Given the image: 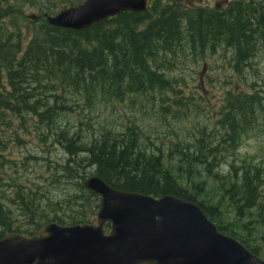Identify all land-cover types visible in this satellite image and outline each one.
<instances>
[{"label":"trees","instance_id":"16d2710c","mask_svg":"<svg viewBox=\"0 0 264 264\" xmlns=\"http://www.w3.org/2000/svg\"><path fill=\"white\" fill-rule=\"evenodd\" d=\"M19 13L16 7L1 6L0 20H12ZM45 13L51 14L48 9ZM27 22L38 27L31 31L24 50V42L20 44L16 40L21 30H17L15 40L11 41L7 29L2 30L0 26V124L11 127L9 118L4 122V116L9 115L21 123L26 118H35L36 126L47 127L45 132L41 131L42 142L50 139L67 155L58 170L54 168V172H50L52 168L48 166L52 182L65 181L72 186L73 192L51 203L52 217L39 215V205L28 208L41 197L37 193L18 189L9 204L0 195V239L9 233L32 236L49 222L60 226L91 223L99 199L81 185L88 172L117 190L155 198L171 195L194 203L221 233L237 239L260 257L247 238L221 223L217 206L205 204L177 183L158 150L153 153L142 148V137L130 125L123 134L106 130L93 139H85L68 128L56 130L54 124L62 117L79 113L75 111L79 99L73 104L68 101L74 93L80 95V101L91 105L94 100L121 101L125 95L154 99L164 96L157 94L169 91L176 99L173 104L177 103V97L182 100L181 90L175 88L177 81L170 73L174 61L179 60L177 52L184 48L196 53L224 44L234 49L237 69L248 60L256 43L264 38V0L237 1L225 14L183 10L177 5L158 11L150 8L138 14L122 13L81 31L54 28L42 18ZM159 102L157 105H161L162 100ZM258 110H263V106L262 97L256 92H226L220 118L224 132L217 145L209 144L203 151L200 145L188 154L181 146H174L170 155L177 154L187 168L194 167V163L205 165V171L211 174L210 169L223 162L218 148L223 145L236 148L240 134L255 124ZM3 162L7 163L0 160V167ZM244 169L238 178L239 184L225 189L239 216L252 208L261 210L258 199L264 197L261 192L264 169L258 166ZM9 186L17 188L13 184ZM13 209H18V213L27 211L26 223L30 228L23 231L14 226L19 219L14 218ZM22 215L25 217V213ZM258 222L264 225V215H259Z\"/></svg>","mask_w":264,"mask_h":264},{"label":"rangeland","instance_id":"374dc122","mask_svg":"<svg viewBox=\"0 0 264 264\" xmlns=\"http://www.w3.org/2000/svg\"><path fill=\"white\" fill-rule=\"evenodd\" d=\"M82 0H0V7L13 6L20 13L15 14L13 21L9 18L0 20L1 29L15 40L18 34L22 50L30 37L31 31L37 29V24L27 22V16L37 15L48 9L51 14L77 5ZM151 7L158 11L175 3L185 7H200L213 9L215 3L224 0H150ZM232 3L238 0H225ZM207 4V5H206ZM154 15V13H153ZM2 24V25H1ZM21 41H23L21 43ZM193 53L187 49L179 50L178 59L174 61L170 74L177 81L175 88L181 90L178 102L173 104L174 96L169 91L164 96L138 97L123 96L118 100H94L91 105L80 101V95L74 93L68 97L70 103L78 104L74 115L62 117L54 124L55 129H71V132L83 136L85 139L97 137L101 131L123 134L130 125L142 137L141 145L147 151H159L166 169L175 178L177 183L188 189L198 199L207 205L217 206L220 211L221 223L234 228L235 232L247 238L250 244L257 249L264 260V225H260L258 217L264 215V197L260 196V208L243 211L239 216L235 207L230 203L225 192L229 186L237 183L244 172V168L254 169L256 166L264 169V38L258 41L248 56V60L235 68V51L224 44H217ZM4 82H5V77ZM256 92L262 97L263 110L255 114V124L247 128L237 142L236 148L227 145L218 148V154L223 162L218 167L210 169L208 174L204 166L194 163V167L187 168L180 161L177 154L170 152L174 146H181L185 154L196 151L202 145L204 150L209 144H216L223 134L220 118L223 111V101L226 92ZM162 100L161 107L157 105ZM180 100V101H179ZM184 105H180V103ZM69 103V104H70ZM83 106V107H81ZM158 107L154 111L153 107ZM84 116L86 118H84ZM11 127L0 124V160H5L0 167V195L4 202L10 203L18 192L25 189L41 195L28 208L39 205V215L52 217L51 203L68 197L73 188L65 181L59 184L52 182L50 172L59 169L67 158L65 151L50 139L43 143L41 131L47 127L36 126L35 118L21 120L6 115ZM225 148V149H224ZM81 157H79L80 159ZM233 168H231V167ZM92 173V169L89 168ZM264 171V170H263ZM87 177L91 176L88 172ZM86 177V178H87ZM17 188H11L9 185ZM264 196V185L261 188ZM15 225L25 230L30 228L26 223L27 211L13 209ZM22 213H25L23 217ZM32 215V214H31ZM30 215V216H31ZM20 216V218H19ZM94 222V219L90 218Z\"/></svg>","mask_w":264,"mask_h":264},{"label":"water","instance_id":"95a60500","mask_svg":"<svg viewBox=\"0 0 264 264\" xmlns=\"http://www.w3.org/2000/svg\"><path fill=\"white\" fill-rule=\"evenodd\" d=\"M148 6L149 0H84L43 17L53 27L78 31ZM82 186L99 197L94 224L50 223L31 237L11 234L0 240V264H264L193 203L120 191L95 176Z\"/></svg>","mask_w":264,"mask_h":264},{"label":"flooded vegetation","instance_id":"af4514ba","mask_svg":"<svg viewBox=\"0 0 264 264\" xmlns=\"http://www.w3.org/2000/svg\"><path fill=\"white\" fill-rule=\"evenodd\" d=\"M207 5V4H206ZM216 6L219 8L220 7V5L219 4H216Z\"/></svg>","mask_w":264,"mask_h":264},{"label":"bare ground","instance_id":"6f19581e","mask_svg":"<svg viewBox=\"0 0 264 264\" xmlns=\"http://www.w3.org/2000/svg\"><path fill=\"white\" fill-rule=\"evenodd\" d=\"M104 58H105V57H104ZM104 58H103V59H104Z\"/></svg>","mask_w":264,"mask_h":264}]
</instances>
